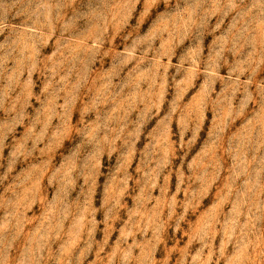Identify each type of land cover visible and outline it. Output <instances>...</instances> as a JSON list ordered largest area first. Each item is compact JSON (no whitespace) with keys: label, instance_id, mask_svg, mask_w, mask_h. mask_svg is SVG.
<instances>
[{"label":"rangeland","instance_id":"rangeland-1","mask_svg":"<svg viewBox=\"0 0 264 264\" xmlns=\"http://www.w3.org/2000/svg\"><path fill=\"white\" fill-rule=\"evenodd\" d=\"M0 264H264V0H0Z\"/></svg>","mask_w":264,"mask_h":264}]
</instances>
